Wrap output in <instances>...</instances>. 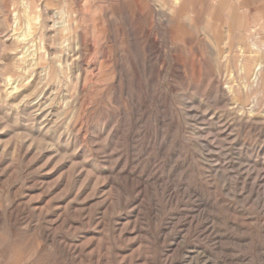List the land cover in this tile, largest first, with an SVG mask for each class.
<instances>
[{
	"label": "rangeland",
	"instance_id": "1",
	"mask_svg": "<svg viewBox=\"0 0 264 264\" xmlns=\"http://www.w3.org/2000/svg\"><path fill=\"white\" fill-rule=\"evenodd\" d=\"M0 264H264V0H0Z\"/></svg>",
	"mask_w": 264,
	"mask_h": 264
},
{
	"label": "bare ground",
	"instance_id": "2",
	"mask_svg": "<svg viewBox=\"0 0 264 264\" xmlns=\"http://www.w3.org/2000/svg\"><path fill=\"white\" fill-rule=\"evenodd\" d=\"M37 17H38V15H37ZM259 68H261V67H259ZM259 68H258V69H259Z\"/></svg>",
	"mask_w": 264,
	"mask_h": 264
}]
</instances>
